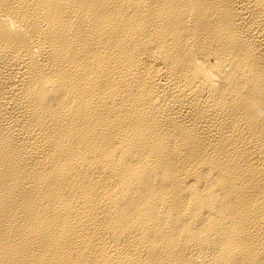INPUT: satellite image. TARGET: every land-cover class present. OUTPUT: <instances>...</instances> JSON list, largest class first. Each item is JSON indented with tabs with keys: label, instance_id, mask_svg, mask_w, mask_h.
<instances>
[{
	"label": "bare ground",
	"instance_id": "6f19581e",
	"mask_svg": "<svg viewBox=\"0 0 264 264\" xmlns=\"http://www.w3.org/2000/svg\"><path fill=\"white\" fill-rule=\"evenodd\" d=\"M0 264H264V0H0Z\"/></svg>",
	"mask_w": 264,
	"mask_h": 264
}]
</instances>
